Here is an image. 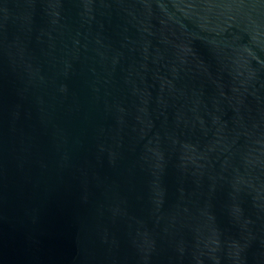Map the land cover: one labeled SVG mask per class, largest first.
Wrapping results in <instances>:
<instances>
[{"label": "water", "instance_id": "water-1", "mask_svg": "<svg viewBox=\"0 0 264 264\" xmlns=\"http://www.w3.org/2000/svg\"><path fill=\"white\" fill-rule=\"evenodd\" d=\"M0 264H264V0H0Z\"/></svg>", "mask_w": 264, "mask_h": 264}]
</instances>
